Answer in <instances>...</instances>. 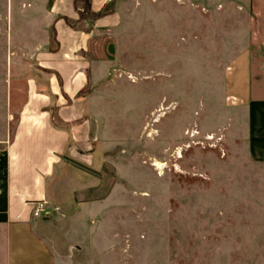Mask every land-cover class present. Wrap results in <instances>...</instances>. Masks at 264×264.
<instances>
[{"label":"rangeland","instance_id":"1","mask_svg":"<svg viewBox=\"0 0 264 264\" xmlns=\"http://www.w3.org/2000/svg\"><path fill=\"white\" fill-rule=\"evenodd\" d=\"M51 2L0 0V142L29 80L46 90L34 50L54 47ZM116 3L120 25L85 56L89 155L66 158L35 231L69 264H264V163L225 87L262 22L238 0Z\"/></svg>","mask_w":264,"mask_h":264},{"label":"crops","instance_id":"2","mask_svg":"<svg viewBox=\"0 0 264 264\" xmlns=\"http://www.w3.org/2000/svg\"><path fill=\"white\" fill-rule=\"evenodd\" d=\"M238 5L250 21L262 23L242 32L243 45L226 68V96L236 102L250 156L264 163V0H238ZM98 13L103 15L84 17ZM48 17L54 47L34 50L36 63L50 72L46 90L29 80L12 139L0 142V264H69L35 231L32 210L50 202V188L67 157L89 155L88 98L78 96L90 77L85 56L97 35L121 21L116 0H52Z\"/></svg>","mask_w":264,"mask_h":264},{"label":"built area","instance_id":"3","mask_svg":"<svg viewBox=\"0 0 264 264\" xmlns=\"http://www.w3.org/2000/svg\"><path fill=\"white\" fill-rule=\"evenodd\" d=\"M45 207H46V203L45 202H41L39 204H37L33 210H32V217L33 218H40L43 213L45 212Z\"/></svg>","mask_w":264,"mask_h":264},{"label":"trees","instance_id":"4","mask_svg":"<svg viewBox=\"0 0 264 264\" xmlns=\"http://www.w3.org/2000/svg\"><path fill=\"white\" fill-rule=\"evenodd\" d=\"M86 8V10H87V6L85 7ZM103 14L102 13H98V14H92V15H86V16H84V17H87V18H90V19H96V18H98V17H101ZM86 87V86H85ZM84 87V88H85ZM84 88L78 93V96H82L83 95V90H84Z\"/></svg>","mask_w":264,"mask_h":264}]
</instances>
